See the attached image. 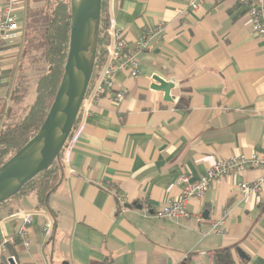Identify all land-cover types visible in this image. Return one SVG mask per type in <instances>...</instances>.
<instances>
[{
    "label": "crops",
    "instance_id": "1",
    "mask_svg": "<svg viewBox=\"0 0 264 264\" xmlns=\"http://www.w3.org/2000/svg\"><path fill=\"white\" fill-rule=\"evenodd\" d=\"M107 13L139 72H116L113 90L78 121L44 203L29 191L0 209V244L14 238L0 246V262L216 264L215 252L228 248L230 264H264V183L251 193L239 187L264 178V169L212 182L188 200L187 217L153 215L180 195L182 176L193 182L218 159L264 154V38L250 31L246 9L235 0H108ZM23 31L4 42L0 104L15 88ZM154 75L173 83L172 101L150 88ZM142 203L150 211L136 208ZM18 209L38 212L28 246L15 237L21 221L10 215ZM221 216L224 232H209Z\"/></svg>",
    "mask_w": 264,
    "mask_h": 264
},
{
    "label": "built area",
    "instance_id": "2",
    "mask_svg": "<svg viewBox=\"0 0 264 264\" xmlns=\"http://www.w3.org/2000/svg\"><path fill=\"white\" fill-rule=\"evenodd\" d=\"M238 4L243 6L250 18L249 29L253 34L264 38V0H235ZM17 0H0V57L6 50L4 42L12 41L18 38L22 33V24L20 16L16 7ZM193 7L196 4H192ZM109 17L108 25L106 26V43L105 59L99 67L97 74L92 82L88 84L85 96L79 109V120L86 117L96 101L104 94L110 93L114 88V74L118 71L126 70L130 76H136L139 72V62L135 54L127 50L125 37L122 29ZM159 31V26L148 31V34H142L137 45L144 44L147 36ZM123 97V91L118 90L114 93V101L118 102ZM67 147V146H66ZM65 147V148H66ZM62 150V154L64 149ZM62 157V156H61ZM59 158L60 162L64 161ZM261 168L264 169V154H255L252 156H245L243 154L231 155L226 158L216 160L196 181H191L189 176H182L180 182L182 183L181 193L178 197L167 198L164 204L153 210V215L157 218H178L189 216L186 210V204L192 197L202 198L208 190L212 182L218 181L221 177L231 174L240 173L244 170ZM71 171V170H70ZM264 178H257L252 182H241L240 189L245 193L256 192L262 189ZM140 208L147 213L149 207L142 203ZM36 210L18 209L10 216L19 218L21 223L17 237L24 246L29 245L26 238L27 227L30 226L34 220ZM198 221H203L201 216L197 217ZM225 217L214 220L210 225L209 232L223 233L224 232ZM53 229V221L47 218L43 230L45 235H50ZM7 242H14V238L4 239L0 246H4Z\"/></svg>",
    "mask_w": 264,
    "mask_h": 264
},
{
    "label": "water",
    "instance_id": "3",
    "mask_svg": "<svg viewBox=\"0 0 264 264\" xmlns=\"http://www.w3.org/2000/svg\"><path fill=\"white\" fill-rule=\"evenodd\" d=\"M69 3V42L59 84L39 129L0 165V203L62 156L85 96L97 48L101 0H69ZM152 79L150 88L162 91L163 99L172 101L173 83L157 75ZM203 216L207 217L206 211ZM0 264L16 263L11 256H2Z\"/></svg>",
    "mask_w": 264,
    "mask_h": 264
},
{
    "label": "trees",
    "instance_id": "4",
    "mask_svg": "<svg viewBox=\"0 0 264 264\" xmlns=\"http://www.w3.org/2000/svg\"><path fill=\"white\" fill-rule=\"evenodd\" d=\"M107 1L101 0L97 48L90 83L105 59L106 26L109 21ZM20 7H24L26 29L41 30L42 59L46 69L37 78L34 98L22 117L0 131V165L30 139L42 124L62 75L69 42V0H22ZM78 121L79 113L63 148L75 133ZM58 161L54 160L45 170L24 184L18 192L1 202L0 209L13 198L29 191H35L38 201L44 203L52 188L48 183L58 170ZM214 257L216 264H230L228 248L217 250Z\"/></svg>",
    "mask_w": 264,
    "mask_h": 264
},
{
    "label": "rangeland",
    "instance_id": "5",
    "mask_svg": "<svg viewBox=\"0 0 264 264\" xmlns=\"http://www.w3.org/2000/svg\"><path fill=\"white\" fill-rule=\"evenodd\" d=\"M22 0H17L16 7L19 12L20 22L23 25L21 37L19 63L15 71V88L11 90L10 97L0 104V131L6 125L18 120L27 106L32 102L35 94L37 78L45 71L46 65L42 59L41 30H33L25 27L24 7Z\"/></svg>",
    "mask_w": 264,
    "mask_h": 264
}]
</instances>
